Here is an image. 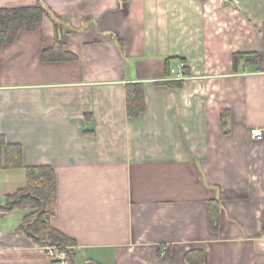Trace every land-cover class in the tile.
Returning <instances> with one entry per match:
<instances>
[{
    "label": "crops",
    "instance_id": "obj_1",
    "mask_svg": "<svg viewBox=\"0 0 264 264\" xmlns=\"http://www.w3.org/2000/svg\"><path fill=\"white\" fill-rule=\"evenodd\" d=\"M39 4L65 23L74 59L45 60L56 38L48 18L2 48L0 136L21 146L26 168L54 169L51 224L76 242L77 264H189L198 250L205 264H264V0H0V9ZM237 53L258 62L235 71ZM129 83L144 84L138 119L126 112ZM26 186L25 169L0 171V202ZM32 212L0 219V264H62L21 231Z\"/></svg>",
    "mask_w": 264,
    "mask_h": 264
},
{
    "label": "trees",
    "instance_id": "obj_2",
    "mask_svg": "<svg viewBox=\"0 0 264 264\" xmlns=\"http://www.w3.org/2000/svg\"><path fill=\"white\" fill-rule=\"evenodd\" d=\"M44 18L52 21L55 29V46L46 51V61H63L74 59L64 50L62 34L66 32L63 20L47 10L42 5L18 8L0 9V56L5 45L12 44L23 29L33 31ZM256 65L258 55L255 53H237L233 56L234 70L237 71L242 62ZM170 88L177 89L182 81L159 83ZM146 110L144 84L129 83L126 85V112L128 118L138 119ZM25 169L27 173V186L0 202V219L15 210L33 211L28 215L21 231L26 234L36 245L47 248L55 247L58 250H66L69 259L77 264V258L72 251L76 242L69 239L58 230L54 229L51 221L56 214L58 197V182L56 173L51 167L26 168L23 164L22 148L19 145L8 144L4 136H0V171ZM220 205L217 201L211 202L212 230L218 231ZM189 264H205L201 251H192L187 254ZM88 264H97L90 262Z\"/></svg>",
    "mask_w": 264,
    "mask_h": 264
},
{
    "label": "built area",
    "instance_id": "obj_3",
    "mask_svg": "<svg viewBox=\"0 0 264 264\" xmlns=\"http://www.w3.org/2000/svg\"><path fill=\"white\" fill-rule=\"evenodd\" d=\"M186 64L185 63H179V73H178V80H184L187 78L185 73ZM174 73H176L175 70H173ZM253 137L260 138L262 137V133L258 129H252L251 131ZM47 254V257L52 260L53 262L66 264L69 263V255L66 250H58L55 247H47L43 248Z\"/></svg>",
    "mask_w": 264,
    "mask_h": 264
}]
</instances>
